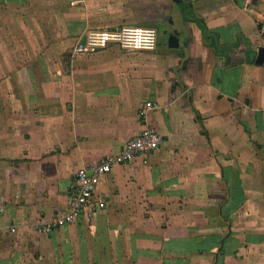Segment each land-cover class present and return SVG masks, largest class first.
<instances>
[{
	"label": "crops",
	"instance_id": "crops-1",
	"mask_svg": "<svg viewBox=\"0 0 264 264\" xmlns=\"http://www.w3.org/2000/svg\"><path fill=\"white\" fill-rule=\"evenodd\" d=\"M263 17L264 0H0V264H264ZM124 25L156 27V48L74 51ZM148 125L163 143L100 177L93 219L38 230Z\"/></svg>",
	"mask_w": 264,
	"mask_h": 264
},
{
	"label": "built area",
	"instance_id": "built-area-1",
	"mask_svg": "<svg viewBox=\"0 0 264 264\" xmlns=\"http://www.w3.org/2000/svg\"><path fill=\"white\" fill-rule=\"evenodd\" d=\"M260 33L264 38V17L260 21ZM111 43H117L127 51L153 50L158 43V30L150 25H124L117 29H92L85 41H80L74 51L77 53H95ZM154 101H147L142 113L157 107ZM163 136L154 126L148 125L141 132L131 137L123 149L113 155H105L93 164L84 166L75 173L73 189L69 198L68 208L51 221L38 226V230H52L80 219H93L96 209L105 202L97 197L96 187L100 177L114 169L118 164L127 163L139 156H147L159 148Z\"/></svg>",
	"mask_w": 264,
	"mask_h": 264
},
{
	"label": "water",
	"instance_id": "water-1",
	"mask_svg": "<svg viewBox=\"0 0 264 264\" xmlns=\"http://www.w3.org/2000/svg\"><path fill=\"white\" fill-rule=\"evenodd\" d=\"M84 40H86V37ZM169 45L172 47H178L179 46V39H178V35L176 33H170L169 34ZM257 62L258 63L264 62V45L260 46V48H259V53L257 56Z\"/></svg>",
	"mask_w": 264,
	"mask_h": 264
}]
</instances>
